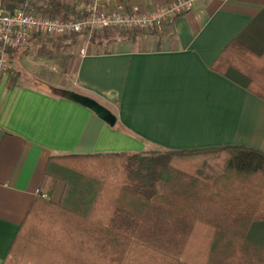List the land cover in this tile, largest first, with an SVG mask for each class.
I'll list each match as a JSON object with an SVG mask.
<instances>
[{"label": "crops", "instance_id": "0c3cea01", "mask_svg": "<svg viewBox=\"0 0 264 264\" xmlns=\"http://www.w3.org/2000/svg\"><path fill=\"white\" fill-rule=\"evenodd\" d=\"M58 1L74 8L80 0ZM121 1L151 7L173 0ZM263 8L264 0H196L170 33L75 34L87 42L59 56L53 50L74 46L71 40L36 35L13 50L11 69L0 76V264L37 189L62 198L65 181L46 172L53 156L235 144L264 151V99L214 67ZM53 87L94 98L116 125ZM255 231L264 236V226Z\"/></svg>", "mask_w": 264, "mask_h": 264}, {"label": "trees", "instance_id": "16d2710c", "mask_svg": "<svg viewBox=\"0 0 264 264\" xmlns=\"http://www.w3.org/2000/svg\"><path fill=\"white\" fill-rule=\"evenodd\" d=\"M0 2L32 9L31 0ZM35 6L74 14L58 0ZM214 67L264 99V8ZM46 172L65 181L62 198H36L2 264H264L260 149L68 154L51 157Z\"/></svg>", "mask_w": 264, "mask_h": 264}, {"label": "built area", "instance_id": "2783aa9c", "mask_svg": "<svg viewBox=\"0 0 264 264\" xmlns=\"http://www.w3.org/2000/svg\"><path fill=\"white\" fill-rule=\"evenodd\" d=\"M196 0H173L151 7L130 5L121 0H80L70 18L52 17L27 7L8 11L0 2V76L12 65V51L30 43L35 35L49 38L92 33L104 29L171 31L174 19L189 12ZM82 49L81 53H85ZM37 195H50L37 189Z\"/></svg>", "mask_w": 264, "mask_h": 264}, {"label": "water", "instance_id": "95a60500", "mask_svg": "<svg viewBox=\"0 0 264 264\" xmlns=\"http://www.w3.org/2000/svg\"><path fill=\"white\" fill-rule=\"evenodd\" d=\"M65 95L85 107L91 109L100 118L105 120L109 125L115 126L117 123V116L106 106L99 103L97 100L88 99V97L81 95L73 90H66Z\"/></svg>", "mask_w": 264, "mask_h": 264}, {"label": "rangeland", "instance_id": "374dc122", "mask_svg": "<svg viewBox=\"0 0 264 264\" xmlns=\"http://www.w3.org/2000/svg\"><path fill=\"white\" fill-rule=\"evenodd\" d=\"M32 9H33V7H31ZM74 9V14H75V7L73 8ZM33 11H36V12H41L42 10H37L36 9V6H34V9H33ZM44 12V11H43ZM73 14V15H74ZM72 15V16H73ZM107 30H109L111 33H114V34H116L117 35V32L119 33V32H121V31H128V32H130V31H132L133 33H137V32H143V31H139V30H127V29H117V28H114V29H112V28H110V29H107ZM156 30H161V31H163V32H166L165 30H162V29H160V28H157ZM97 31H94V32H92L91 34H93V33H95V34H97L96 33ZM146 32H149V31H146ZM169 33L171 32L170 30L168 31ZM168 32H166V33H168ZM90 33V32H89ZM90 34V35H91ZM39 35V34H38ZM75 35V34H74ZM84 35V34H83ZM36 36V35H35ZM72 37H69V36H62V37H57V38H49V37H46V36H43V37H46V39L47 40H49L50 42H53V41H60V39H63V38H67V39H69V40H71L70 42L71 43H73L74 44V46H70V48H68V46H66L65 44H63L62 46H60V47H62V48H60V47H58V48H56V49H54L53 50V54L55 55V56H59L60 55V53L62 52L61 50H64L65 51V53H72V51H77L78 50V48H79V46L80 45H82V44H85L86 42H87V38H85V37H83L82 39H80V41H78L76 38H75V36H78V35H75V36H73V35H71ZM85 36V35H84ZM91 36H93V35H91ZM90 36V37H91ZM98 36V35H97ZM95 37V36H94ZM93 37V38H94ZM92 38V37H91ZM60 48V49H59ZM52 53V52H51ZM12 66V65H11ZM11 69V68H10ZM9 69V70H10Z\"/></svg>", "mask_w": 264, "mask_h": 264}]
</instances>
